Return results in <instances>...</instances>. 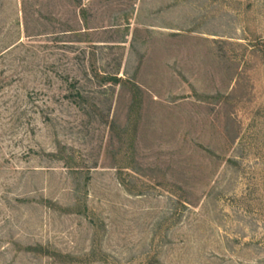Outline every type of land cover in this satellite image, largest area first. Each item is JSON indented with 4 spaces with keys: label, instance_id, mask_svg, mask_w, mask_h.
Wrapping results in <instances>:
<instances>
[{
    "label": "rangeland",
    "instance_id": "obj_1",
    "mask_svg": "<svg viewBox=\"0 0 264 264\" xmlns=\"http://www.w3.org/2000/svg\"><path fill=\"white\" fill-rule=\"evenodd\" d=\"M0 264H264V0H0Z\"/></svg>",
    "mask_w": 264,
    "mask_h": 264
},
{
    "label": "trees",
    "instance_id": "obj_2",
    "mask_svg": "<svg viewBox=\"0 0 264 264\" xmlns=\"http://www.w3.org/2000/svg\"><path fill=\"white\" fill-rule=\"evenodd\" d=\"M109 79H110V80H114V81H116V82H118V81H122V80H123L122 77H116V76H111V77H109Z\"/></svg>",
    "mask_w": 264,
    "mask_h": 264
}]
</instances>
